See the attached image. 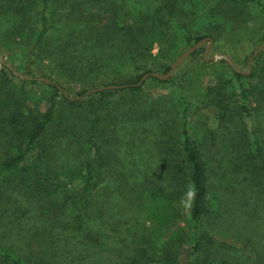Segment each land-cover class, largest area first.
Instances as JSON below:
<instances>
[{"label":"trees","instance_id":"obj_1","mask_svg":"<svg viewBox=\"0 0 264 264\" xmlns=\"http://www.w3.org/2000/svg\"><path fill=\"white\" fill-rule=\"evenodd\" d=\"M208 1L0 0V50L21 58L0 61V264H264V50L249 73L205 60L201 139L182 84L137 85L173 27L210 37L189 27ZM215 1L264 18V0ZM90 75L129 77L80 97L58 81Z\"/></svg>","mask_w":264,"mask_h":264},{"label":"rangeland","instance_id":"obj_2","mask_svg":"<svg viewBox=\"0 0 264 264\" xmlns=\"http://www.w3.org/2000/svg\"><path fill=\"white\" fill-rule=\"evenodd\" d=\"M207 9L210 10V13L205 15L203 12L189 13L191 15L189 17L191 33L199 34L202 37L210 36L214 39V45L209 56L225 55L241 70L247 72L252 69V62L249 64V59L260 46H264V18L253 5L248 7L234 6L232 8L226 4H217L215 0H212L211 3L208 1ZM232 15H235V17ZM175 31L176 28L173 27L171 30L173 38L171 36L170 44L162 45V47L160 44L154 46V58L146 60L148 68L153 70L151 72L155 74L165 73L166 67H171L177 58L191 47L185 45L180 35L176 34ZM207 46L208 43H205L201 46V51L197 55L189 56L183 60L171 75V79L184 86L190 104V131L195 139L203 137L205 131L214 123V117L218 113L215 105L210 104L211 96L208 94L210 99L207 100L206 98L208 87L216 85L220 77H217L219 73L216 72L215 68L204 67V51ZM20 60L19 56L13 59L10 58L8 50H0V61H7V64L11 66L13 63L18 64ZM125 77L123 76V78L114 82L105 76L95 77L94 75L74 79L69 78L68 80L60 79L58 81L64 85L65 91L69 96L80 97L79 93L116 82L121 83ZM52 78L55 79L56 77L52 74ZM167 89L165 85L158 84L152 77H148L143 93L149 95L151 101V99L157 100L162 97L167 92ZM173 110L171 106L172 117L174 115ZM118 112L113 111L112 115L114 114V117H118ZM77 115L80 123L84 118H87V114L82 109L77 111ZM108 119L106 122L110 121ZM151 122L154 123H152L150 128L155 130L157 120H152ZM149 155L144 153L143 156L147 158ZM138 158L139 155L136 156V160ZM186 260L187 256L183 255L181 264H186Z\"/></svg>","mask_w":264,"mask_h":264},{"label":"water","instance_id":"obj_3","mask_svg":"<svg viewBox=\"0 0 264 264\" xmlns=\"http://www.w3.org/2000/svg\"><path fill=\"white\" fill-rule=\"evenodd\" d=\"M205 43H208V46L206 47L205 51H204V58L205 60L207 61H216V60H220V59H225L229 64H231L237 72L239 73H249L251 71V69L249 71H243L241 70L240 68L236 67L232 60L230 58H228L227 56L225 55H215V56H209L212 48H213V45H214V39L212 37H205L203 39H201L199 42H197L195 45L191 46L188 50H186L185 52H183L178 58L177 60L173 63V65L171 66V68L169 69V71L167 73H163V74H155L153 72H150V73H147L145 74L142 79L140 80V82L137 84V85H142L145 80L150 77V76H153V77H158L160 79H169L171 77V75L173 74V72L175 71V69H177V67L183 62V60H185L187 57H189L192 53H194L196 50H198L202 45H204ZM264 49V46H260L256 51L255 53L253 54V56L249 59V64L252 62L253 58L256 57L262 50ZM42 81H45L47 83H53L54 82L47 78V77H41L40 78ZM123 86L125 85H119V84H109V85H105V86H102V87H96V88H93L89 91H87L85 93V96L86 95H89L91 93H94V92H98V91H102V90H109V89H120L122 88Z\"/></svg>","mask_w":264,"mask_h":264}]
</instances>
